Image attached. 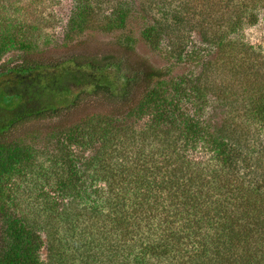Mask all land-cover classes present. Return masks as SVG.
Returning a JSON list of instances; mask_svg holds the SVG:
<instances>
[{"label": "trees", "instance_id": "trees-1", "mask_svg": "<svg viewBox=\"0 0 264 264\" xmlns=\"http://www.w3.org/2000/svg\"><path fill=\"white\" fill-rule=\"evenodd\" d=\"M75 3L70 38L110 42L0 73L18 80L0 91V175L37 171L34 216L2 217L0 264H264V55L254 79L211 59L236 51L264 0H163L135 31L120 0L107 15ZM67 87L71 100L50 97ZM21 133L43 138L42 165Z\"/></svg>", "mask_w": 264, "mask_h": 264}, {"label": "rangeland", "instance_id": "rangeland-1", "mask_svg": "<svg viewBox=\"0 0 264 264\" xmlns=\"http://www.w3.org/2000/svg\"><path fill=\"white\" fill-rule=\"evenodd\" d=\"M98 1L102 4L100 9L105 11L106 14L104 15H107L116 6L115 4L118 0ZM120 1L131 8L132 14L130 15L129 22L133 26L134 31L141 24L152 21L155 17H159L162 14L160 6H163V3H161L163 0ZM169 1L176 5L184 0ZM164 4L166 6L168 5L166 2ZM75 12V0H0V42H4L7 49L0 57V73L1 71L8 70L9 67L20 64L24 60L30 62L42 61L57 63L69 58L76 51L83 50L84 48L82 47H85L86 44L87 47L85 49L87 51L91 47L101 48L102 44H106L112 40L111 35L92 32V30L82 36H74L71 39L69 36V28ZM190 37L194 42H201L198 31L194 30V32H191ZM24 38L33 40L30 48L20 46V41ZM230 39L239 43L235 52L234 50H229L226 55H220L221 57H218L216 54L211 56V59L224 65L226 71L217 68L220 70L218 72H224L226 74L228 72L227 69L229 70L231 66L237 65L243 73L242 77L248 76V79H254L259 76V69L252 67V65H256V56L261 58L264 55V10L261 9L259 11V19L256 25H245L237 35H232ZM81 44L85 45L82 46ZM243 47L248 52L243 51ZM143 54L149 59L161 58L147 50H143ZM188 67L198 71L200 69L199 66L193 64L192 67L190 65ZM188 67L183 66L186 71L189 70ZM70 68L66 65L60 71L54 72L53 74H64ZM17 82L18 80L14 76H2L0 79V88L15 86ZM15 92L18 93L15 98L16 101L21 100L20 96L23 98L26 96L23 89L19 87H17ZM73 96L74 91H70L69 87L53 90L50 94V97L59 103L67 102ZM7 103L9 105L12 104L11 100L7 101ZM0 104L7 107V104L3 101H0ZM218 116H222V114L218 112ZM142 123L139 124V127H142ZM252 129H255L254 133H260L261 139L264 138V125L257 128L252 127ZM20 137L18 141L16 139L14 145H22L24 148L28 147L36 156V160L33 163L39 166L42 165L44 163L42 153L45 146L43 138L39 137L37 139L35 134L27 135L25 133H21ZM260 143L256 142L255 147L259 149L262 146L259 145ZM36 180L37 171L31 173L29 169L22 170L21 173L16 175H6L3 177L0 175V245L3 237L2 217L8 215L20 217L24 213L29 214V216H34V212L29 206L34 203L35 193L32 192L31 188ZM44 240H46L45 236ZM47 248L45 246L41 251V258L44 261L48 260V255L50 254Z\"/></svg>", "mask_w": 264, "mask_h": 264}, {"label": "flooded vegetation", "instance_id": "flooded-vegetation-1", "mask_svg": "<svg viewBox=\"0 0 264 264\" xmlns=\"http://www.w3.org/2000/svg\"><path fill=\"white\" fill-rule=\"evenodd\" d=\"M7 86H5L4 88H6ZM3 89V87L2 88H0V91ZM0 101H2L1 100V94H0ZM0 107H3L4 108V106H2L1 104H0Z\"/></svg>", "mask_w": 264, "mask_h": 264}]
</instances>
